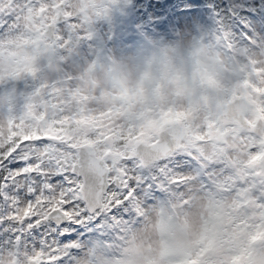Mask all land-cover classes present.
<instances>
[{"label":"rangeland","instance_id":"rangeland-1","mask_svg":"<svg viewBox=\"0 0 264 264\" xmlns=\"http://www.w3.org/2000/svg\"><path fill=\"white\" fill-rule=\"evenodd\" d=\"M32 1L0 0V22H4L0 23V143H7L14 135L52 138L44 135L42 126L63 127L67 136L73 137V142L70 144L68 138L58 141L51 152L47 151V158L54 165L72 171L78 162L80 147L91 148L108 163L111 181L115 177L123 180L122 176L124 181L128 180L137 192L143 213L153 206L171 202V199L165 201V197L153 195L155 184L165 190L159 185L160 177L179 179L176 202H188L190 196L213 193L212 182H224L212 196L214 214L226 218L225 227L230 228L232 238L238 239L244 234L251 243V236L256 233L261 236L253 242L264 240V169L261 158L259 160V153L264 150V134L258 142L257 137L240 131L223 114L227 102L247 96L253 105L246 118L252 124L259 116L264 118V38L259 20L252 16L243 21L245 32H254L252 37L249 33L250 41L242 39L243 31L232 35L242 43L234 50L235 61L229 60L225 53L232 44L222 28L215 23L211 25L210 16L206 23L199 24V4L172 0L166 7L163 0H157L163 3V9V5L156 8L157 3L150 5L145 0H66L63 10L66 19L57 31L56 56L60 57L53 63L50 43L44 44L42 34L45 27L56 20L57 5L63 0ZM256 1L227 0L226 9L231 12L243 5L254 9ZM257 7L259 13H264V5L258 3ZM41 10L44 13L40 17ZM81 37L80 44L70 45L71 40ZM159 44L166 47L164 58L159 60L163 73L173 66L179 77L180 70L195 61L203 89L201 100L212 106L202 123L195 126L188 123L191 109L183 106L137 107L138 102L146 99L145 81L152 76L149 68L142 64L156 62L154 56H146V53ZM249 81L254 88L248 86ZM155 90L159 91V85ZM174 123L189 131V138L181 149L186 148L145 169L140 164L138 167L135 148L143 142H154L160 129ZM50 147L51 142L48 149ZM33 151L41 154L39 149ZM200 167L206 168L207 181L204 182L208 183L201 180ZM247 169L248 174L242 172ZM79 180L81 183V178ZM144 188L147 194L143 193ZM222 197H227V201ZM237 198L244 201L245 210L240 202L238 205ZM104 202L111 206L107 196ZM121 218L122 215L119 220ZM92 219L93 216H81L71 228L65 226L59 230L49 220L52 232L47 234L48 238L60 247L33 245L21 236L25 244L18 259L14 258L16 247H10L12 239L0 241V264H27L30 260L49 264L50 259L66 254L73 264H94L100 248H114L125 229L138 221L133 218L132 222L131 216H126L117 229L103 231L89 226ZM103 221L110 224L107 219ZM5 228L8 230L6 225ZM15 230L13 225L11 232ZM38 230L44 231L43 228ZM73 232L72 239H60ZM94 232L97 233L94 239H89ZM15 240L13 238V242ZM72 249H77L78 253ZM250 255L251 248L241 246L230 255V264H248ZM191 264L198 261L193 260Z\"/></svg>","mask_w":264,"mask_h":264},{"label":"clouds","instance_id":"clouds-1","mask_svg":"<svg viewBox=\"0 0 264 264\" xmlns=\"http://www.w3.org/2000/svg\"><path fill=\"white\" fill-rule=\"evenodd\" d=\"M165 51V45L159 44L146 53L154 56L156 62L142 64L152 76L145 81L146 99L138 102L137 107L183 106L191 109L187 122L194 126L200 124L212 106L201 100L203 89L195 61L186 64L179 77L173 66L163 73L159 60L164 58ZM158 85L159 91H156ZM84 185L86 202H91L88 189L95 185V180L88 176ZM213 195H216L215 189L208 195L190 196L188 202L153 206L134 226L125 229L114 248H100L94 264H191L193 260L198 264H230V255L241 246L251 248L248 264H264V240L250 243L244 234L238 239L232 238L230 228L225 227L226 218L214 214ZM222 199L226 202L228 198Z\"/></svg>","mask_w":264,"mask_h":264},{"label":"snow or ice","instance_id":"snow-or-ice-1","mask_svg":"<svg viewBox=\"0 0 264 264\" xmlns=\"http://www.w3.org/2000/svg\"><path fill=\"white\" fill-rule=\"evenodd\" d=\"M235 13L233 8L230 13H223L222 17ZM49 142L48 137H15L0 144V224L8 227L7 231L0 229L3 231L0 241L23 236L33 245L50 244L52 248H58L60 246L47 235L52 232L49 220L60 221L59 230V227L71 228L81 216H94L95 219L89 221L93 227L109 216H128L123 211L127 204L124 197L129 195L125 187L127 181L118 189L116 180L105 184L101 178L97 186L88 189V195L95 200L107 196L111 206L106 211H101L98 204L86 207L85 185L80 183L73 171L54 165L47 158ZM33 149H39L41 154L36 155ZM13 225L15 232H11ZM76 227L79 228V225ZM40 228L44 231H39ZM74 236V232L68 233L60 239L70 240ZM72 251L78 253L77 249ZM49 264L73 262L66 254L50 259Z\"/></svg>","mask_w":264,"mask_h":264},{"label":"water","instance_id":"water-1","mask_svg":"<svg viewBox=\"0 0 264 264\" xmlns=\"http://www.w3.org/2000/svg\"><path fill=\"white\" fill-rule=\"evenodd\" d=\"M64 4L60 6L63 7ZM42 14V12H41ZM61 14V13H60ZM62 18L59 17L57 22H61ZM57 23H52L47 26L44 35L46 38L52 40V48L57 45L56 40ZM82 40L80 39L79 42ZM250 102L247 98L235 99L227 103L224 107V114L228 119H233L243 127H248L249 123L245 118V112L248 111ZM264 129V121L259 118L253 131L257 134H261ZM188 138V132L181 126L173 125L170 130H165L160 133V140L152 145L141 143L136 148V154L139 157L142 165L147 167L153 162L169 155L172 151L180 148L181 142ZM264 163V161H263ZM73 172L82 178L84 185L88 176H91L95 180V187L99 184L101 178H103L105 184H109L110 169L106 162L99 158L92 150L81 148L79 163L73 167ZM119 183V179L116 180ZM88 198L85 199V202ZM87 207H95L97 204L99 207H103V198L95 200L91 198V202H86ZM60 224V221L53 220ZM29 264H38L36 261H30Z\"/></svg>","mask_w":264,"mask_h":264},{"label":"trees","instance_id":"trees-1","mask_svg":"<svg viewBox=\"0 0 264 264\" xmlns=\"http://www.w3.org/2000/svg\"><path fill=\"white\" fill-rule=\"evenodd\" d=\"M224 22L227 24L228 23V19H227V17H225L224 18ZM42 128H43V131H44V133L45 134H50V135H52V136H57V137H62V136H65L66 138H68V139H70V140H72V136L71 135H69V136H67V132L65 131V129L63 128V127H60V126H54V127H50V126H48V125H45V126H42ZM62 130V131H58V130ZM15 137H19L20 138V136H18V135H14V137L13 138H15ZM12 138V139H13ZM12 139H9V140H12ZM1 144V143H0ZM48 151V150H47ZM195 164V163H194ZM212 184L214 185V188H215V190H216V188L217 187H220L221 186V184L222 185H224V182H218L217 180H215L214 182H212ZM226 190V187H224V191ZM143 192L145 193V189L143 190ZM173 195H174V197L176 198L178 195H179V190H174L173 191ZM166 201V200H165Z\"/></svg>","mask_w":264,"mask_h":264},{"label":"flooded vegetation","instance_id":"flooded-vegetation-1","mask_svg":"<svg viewBox=\"0 0 264 264\" xmlns=\"http://www.w3.org/2000/svg\"><path fill=\"white\" fill-rule=\"evenodd\" d=\"M244 8H241L240 10H243ZM245 10V9H244ZM57 15H58V12H57ZM234 15H237V13H235ZM66 16V15H65Z\"/></svg>","mask_w":264,"mask_h":264}]
</instances>
